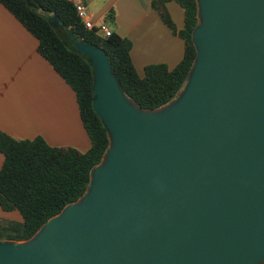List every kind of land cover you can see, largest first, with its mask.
I'll return each mask as SVG.
<instances>
[{"label": "water", "instance_id": "1", "mask_svg": "<svg viewBox=\"0 0 264 264\" xmlns=\"http://www.w3.org/2000/svg\"><path fill=\"white\" fill-rule=\"evenodd\" d=\"M197 7L187 82L157 108L126 95L102 47L71 37L109 147L82 196L30 238L0 239V264L264 262V0Z\"/></svg>", "mask_w": 264, "mask_h": 264}, {"label": "trees", "instance_id": "2", "mask_svg": "<svg viewBox=\"0 0 264 264\" xmlns=\"http://www.w3.org/2000/svg\"><path fill=\"white\" fill-rule=\"evenodd\" d=\"M169 0H153L163 20L175 30L166 7ZM185 10V54L176 67L165 63L146 66L141 77L131 58L132 42L112 32L109 36L88 29L74 0H0L37 39L39 53L75 90L91 146L49 144L42 136L18 138L0 130V206L18 210L21 220L0 217V239L24 240L33 236L53 215L82 196L91 183V171L109 147V133L93 106L94 68L79 53L71 37L102 47L118 81L131 99L143 108H157L175 98L187 82L196 56L192 31L198 24L197 0H174ZM110 17H113L111 12ZM55 19L58 26H55ZM259 264H264L261 262Z\"/></svg>", "mask_w": 264, "mask_h": 264}, {"label": "crops", "instance_id": "3", "mask_svg": "<svg viewBox=\"0 0 264 264\" xmlns=\"http://www.w3.org/2000/svg\"><path fill=\"white\" fill-rule=\"evenodd\" d=\"M89 8L96 26L128 37L138 74L152 63L173 69L185 54V10L176 1L166 7L175 30L162 18L153 0H74ZM113 12V17H110ZM38 39L0 3V130L18 138L42 136L49 144L86 151L90 136L83 123L75 90L39 53ZM4 155L0 153V168ZM0 217L21 220L18 210Z\"/></svg>", "mask_w": 264, "mask_h": 264}, {"label": "built area", "instance_id": "4", "mask_svg": "<svg viewBox=\"0 0 264 264\" xmlns=\"http://www.w3.org/2000/svg\"><path fill=\"white\" fill-rule=\"evenodd\" d=\"M76 10L81 18V20L84 22V25L88 29H97L98 34L102 36H109L113 32L109 26L105 23L100 24L99 26H96L94 22L89 17V8L86 4L83 2H77L76 3Z\"/></svg>", "mask_w": 264, "mask_h": 264}]
</instances>
